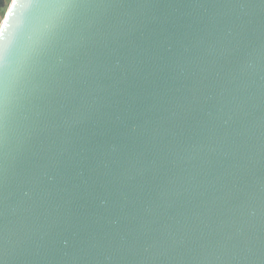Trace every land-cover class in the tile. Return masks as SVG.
<instances>
[{
    "label": "water",
    "instance_id": "water-1",
    "mask_svg": "<svg viewBox=\"0 0 264 264\" xmlns=\"http://www.w3.org/2000/svg\"><path fill=\"white\" fill-rule=\"evenodd\" d=\"M44 2L0 25L4 264H264V0Z\"/></svg>",
    "mask_w": 264,
    "mask_h": 264
},
{
    "label": "snow or ice",
    "instance_id": "snow-or-ice-1",
    "mask_svg": "<svg viewBox=\"0 0 264 264\" xmlns=\"http://www.w3.org/2000/svg\"><path fill=\"white\" fill-rule=\"evenodd\" d=\"M16 0H13V7L15 6ZM22 2V7L24 8H41V7H50L52 5L44 2V0H21ZM60 7H76L77 5V0H63V2L58 5ZM5 26H7V20L4 22ZM50 29V25L47 26ZM8 33L4 30L3 27H0V68L3 67V61L9 51L8 48ZM2 180V178H0ZM4 252L3 250H0V264H4Z\"/></svg>",
    "mask_w": 264,
    "mask_h": 264
},
{
    "label": "rangeland",
    "instance_id": "rangeland-1",
    "mask_svg": "<svg viewBox=\"0 0 264 264\" xmlns=\"http://www.w3.org/2000/svg\"><path fill=\"white\" fill-rule=\"evenodd\" d=\"M11 1L12 0H6L5 7L4 8L2 7V9H0V25H1L2 21H3V19H4V16H5L6 12H7L8 6L11 3Z\"/></svg>",
    "mask_w": 264,
    "mask_h": 264
},
{
    "label": "trees",
    "instance_id": "trees-1",
    "mask_svg": "<svg viewBox=\"0 0 264 264\" xmlns=\"http://www.w3.org/2000/svg\"><path fill=\"white\" fill-rule=\"evenodd\" d=\"M10 5V4H9ZM9 7V6H8Z\"/></svg>",
    "mask_w": 264,
    "mask_h": 264
}]
</instances>
